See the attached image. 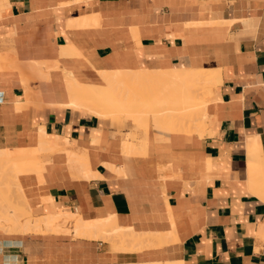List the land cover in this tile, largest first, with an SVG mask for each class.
I'll return each mask as SVG.
<instances>
[{"label":"crops","instance_id":"1","mask_svg":"<svg viewBox=\"0 0 264 264\" xmlns=\"http://www.w3.org/2000/svg\"><path fill=\"white\" fill-rule=\"evenodd\" d=\"M0 54V152L52 150L10 201L33 218H112L111 234L126 232L14 233L3 219L0 264H264V0H0ZM201 70L219 76L201 134L150 119L145 135L68 107L70 79L159 74L168 91L169 78Z\"/></svg>","mask_w":264,"mask_h":264},{"label":"bare ground","instance_id":"2","mask_svg":"<svg viewBox=\"0 0 264 264\" xmlns=\"http://www.w3.org/2000/svg\"><path fill=\"white\" fill-rule=\"evenodd\" d=\"M1 56H3V55L0 54V57ZM8 56H9V54H8ZM10 56H12V55H10ZM4 57L6 58V54L4 55ZM3 58H1V60ZM5 58H4V60H5ZM12 58H13V56H12ZM4 60H2L3 64L5 62ZM6 60H7V58H6ZM13 62H15V60H13ZM9 64L7 62V66H9ZM2 65H1V67H2ZM26 68H28V67H26ZM14 69H15V66H14ZM29 69L32 70V72H34V73H39L40 76L42 75V72L45 73V71H46L44 69V66L42 64H38V63H34L31 66V68L29 67ZM43 69L45 71H43ZM57 69H59V67ZM27 71H29V70H27ZM20 72H21V70H20ZM102 74H104L103 79L106 82L105 87L82 86V85L77 84L73 79H70L68 82V86H69V90H70V94H71V102L69 103L68 107L73 108L75 110L76 109L77 110H86L90 113V115L93 114V115L101 117V118H111L112 119L113 117L117 116L118 119H120V118L122 119V117H121L122 115L121 116H119V115L122 113H126L127 115L125 114V116H129L131 119L141 120L142 122L144 121L145 123L147 122L146 126L148 128H149L150 119H152L153 125H157L159 127L165 128L166 132L191 131L192 133L198 132L200 134L202 132L201 129L205 128L204 112H205V107L208 103V96L207 95L210 94V92L208 94H207V92L209 90H212L209 88H212L216 84V82H218V81H216V77H219V76H216V72H209L207 70H206V72H203V71L202 72H193V73L190 72L189 74H185L183 76L178 74V76H175L171 79L169 78L167 80L168 85H166V86L172 87L171 88L172 91H171V89L168 88V91H169L168 92V91H166L167 89L165 90L164 86H163L164 88L159 86L160 85V79H163V77L159 74H146V73L145 74H125V73H108V74L106 73L105 74L104 72ZM28 79H30V77ZM26 80L27 79L25 78V81ZM207 88H208V91H206ZM163 89H164V91H163ZM32 91L29 90L28 91L29 95L27 94L28 96L26 95V97L29 98L30 103H35V99L37 98V94L34 93V90H32ZM30 105H33V104H30ZM66 107H67V105H66ZM135 120H133V121H135ZM142 128L144 129L145 127H142ZM142 128H140V129H142ZM145 133H146V130H145ZM45 143L47 144V140ZM48 143H50V142H48ZM39 144H38V146H39ZM46 144L43 145L41 147V149L31 151V152H19V153L17 152L16 153L15 152L16 150L14 151L15 153L13 152L14 154L9 153V152L8 153L2 152V151L0 152V200L3 199L2 201H5V203L7 202L6 204H4L1 201L4 208H2L1 207L2 204H0V227H2L3 230L4 229L6 230L10 226L9 222H11V226H10L11 228L10 229H12L11 232L13 231L14 233H15V231H22V232H34V233H58L59 234V233H67L70 231L66 227L67 223L70 222V223H72V227H73L72 231H73V234L75 237H84V238H89V239H100V240L103 239L104 241H106V238H108L107 234L110 233L109 234L110 237L112 235L113 236L112 240H114V236H116L117 233H115V235H113L111 233H114L116 230H120L121 228H119L116 225V223L113 221L112 218L111 219L108 218V220H103V221L101 220V221H95V222L84 221L80 217H78V215L76 216L75 214L74 215H56V214H54V215H47L45 217L40 216V218H38V217L33 218L31 216L32 213L29 211L30 209L27 210L26 206H25L26 208L22 206V205L26 204V203H23L24 201L22 202V204H19L18 206H17V204L14 203V201H15L14 197L12 198L13 202L10 201V199H11V198L9 199V196H10L9 193L10 192L12 193V194L10 193L11 195H13V193L18 192V193H16L18 195V199H20V197H23L22 195H20V194H22V193H20V191L22 190V185L21 186L19 185L21 183L19 182L18 177L21 173H24L26 171L29 172L30 170L31 171L32 170H39V168L41 166L40 162H42V161L39 162V160L41 158L38 159V157L41 153L49 150L48 149L49 147H47ZM66 145H68V144H66ZM96 145H98V144H96ZM256 147H258V146L256 145ZM66 149H67V146H66ZM54 150H56V147ZM255 150H256V148H255ZM258 150L259 149H257L256 151H258ZM261 150H263V149H261ZM49 151L52 152V150H49ZM261 154H262V152H261ZM261 154H260V156H262ZM253 155H255V154L253 153ZM76 156L77 155H75V157ZM263 156H264V154H263ZM75 157L72 158L73 161H74ZM255 157L256 156H254L253 159H255ZM81 159H83V158H81ZM263 159H261V160H263ZM70 161H72V160H70ZM79 162L81 163V160ZM250 164H252V162ZM258 164H259V162H258ZM260 164H262V163L260 162ZM260 164H259V166H261ZM259 166L257 165V167H259ZM257 167H256V173H258V175H259L260 169L257 170ZM41 168H43V167H41ZM260 168L263 169V166H261ZM251 169H254V168L252 167ZM41 171L45 172V170H43V169H41ZM262 171L260 172L261 173L260 175L262 178V185L264 187V171L263 172ZM253 175L255 176V173ZM89 176H90V174H89ZM38 178H41V175ZM256 180H254V181L256 182ZM18 182H19V184H18ZM43 183H45V182H43ZM258 184H259V182H258ZM260 184H259V186H260ZM255 185H257V184H255ZM262 185H261V188L264 189L262 187ZM19 186L21 187V189L19 188ZM253 188L255 189V187H253ZM255 190H257V188ZM14 191H16V192H14ZM256 192H259V191H256ZM261 194H262V192H261ZM256 195H258V194H256ZM25 199H26V197H25ZM16 200H17V198H16ZM23 200H24V198H23ZM14 207H18L17 208V214L18 215L16 214V216L12 212V208H14ZM38 210L41 213V210L40 209H38ZM35 211L32 210V212H35ZM37 213H39V212L37 211ZM12 216H13V218H12ZM18 216L20 218L24 217V218L28 219L26 223L24 222L25 225L24 224L22 225L21 223L18 222L21 219H23V218H21V219L17 220ZM3 219L8 221V223H9V225H8V223L6 224L8 226L7 228L5 227V224L1 223V221L2 222L4 221ZM114 219H115V217H114ZM61 222H63V224H61L60 226H57V224H59ZM124 230L122 229V231H124ZM126 231L128 234L129 233L128 230H126ZM124 232H122L120 234V237L124 236V235L121 236ZM119 233H120V231H118V234ZM124 234H126V232ZM131 234H132V232H130L129 235H131ZM127 236H126V238H127ZM118 237L119 236L117 235L115 237V240H117ZM132 237H133V234H132ZM134 238H136V236ZM108 239L110 240L111 238H108ZM121 240H123V238ZM131 240L126 239V241H130V242H131ZM134 241H135V239H134ZM132 242H133V240H132ZM125 243H124V245H125ZM154 264H156V263H154ZM157 264H159V263H157ZM175 264H177V263H175Z\"/></svg>","mask_w":264,"mask_h":264},{"label":"rangeland","instance_id":"3","mask_svg":"<svg viewBox=\"0 0 264 264\" xmlns=\"http://www.w3.org/2000/svg\"><path fill=\"white\" fill-rule=\"evenodd\" d=\"M209 88V87H208ZM208 88L206 89V91H208ZM209 89H212V88H209ZM209 92H210V90H209ZM208 97H209V95H208ZM125 114L126 113H122V114H120L119 116H121L122 118H124L125 120H129V121H131V122H133V124H134V126H135V128H136V131L137 132H139V131H143L144 132V134L146 135L147 134V131H148V127L146 126V124H147V122L145 123L144 121L142 122L141 120H135V119H131L129 116H125ZM127 115V114H126ZM118 116V117H119ZM126 117V118H125ZM120 118V117H119ZM130 118V119H129ZM112 119H114L115 121H118V120H120V119H118L117 118V116H115V117H113ZM133 120H135V121H133ZM139 122V123H138ZM139 124V125H138ZM142 125V126H141ZM142 127H145L144 129L142 128ZM147 127V128H146ZM154 127L156 128V129H158V130H160V131H164L165 132V128H163V127H159V126H157V125H154ZM159 127V128H158ZM140 128H142V129H140ZM145 130H146V133H145ZM11 193V192H10ZM10 193H9V195H10ZM10 197V196H9ZM0 204H2V202H0ZM15 204H17V206L19 205V204H21L19 201L17 202V203H15ZM2 208H4L3 207V204H2V206H1ZM17 208L18 207H14V208H12V212L16 215L17 214ZM61 224H63V222H61V223H59V224H57V226H60ZM70 226H71V228H70ZM66 227L70 230L69 232H67V233H69V234H73V227H72V223H67V225H66ZM74 235V234H73ZM120 238V237H119Z\"/></svg>","mask_w":264,"mask_h":264}]
</instances>
